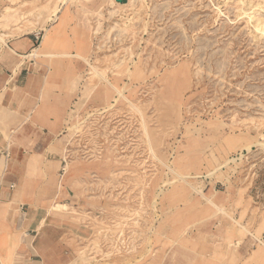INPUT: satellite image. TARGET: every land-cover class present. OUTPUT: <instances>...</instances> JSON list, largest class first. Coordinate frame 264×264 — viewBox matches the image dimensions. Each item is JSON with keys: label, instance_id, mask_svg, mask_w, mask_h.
I'll return each instance as SVG.
<instances>
[{"label": "rangeland", "instance_id": "374dc122", "mask_svg": "<svg viewBox=\"0 0 264 264\" xmlns=\"http://www.w3.org/2000/svg\"><path fill=\"white\" fill-rule=\"evenodd\" d=\"M47 26L69 264H264V0H0V44Z\"/></svg>", "mask_w": 264, "mask_h": 264}, {"label": "crops", "instance_id": "0c3cea01", "mask_svg": "<svg viewBox=\"0 0 264 264\" xmlns=\"http://www.w3.org/2000/svg\"><path fill=\"white\" fill-rule=\"evenodd\" d=\"M53 32L0 44V264H69L68 236L90 230L65 208L67 63Z\"/></svg>", "mask_w": 264, "mask_h": 264}, {"label": "bare ground", "instance_id": "6f19581e", "mask_svg": "<svg viewBox=\"0 0 264 264\" xmlns=\"http://www.w3.org/2000/svg\"><path fill=\"white\" fill-rule=\"evenodd\" d=\"M237 4H238V2H236ZM236 3H234V4H236ZM242 4V3H241ZM246 4V3H245ZM248 4V3H247ZM119 5H121V6H124V5H127L126 3H121V4H119ZM241 6V5H240ZM245 6V5H244ZM129 7V6H128ZM245 7H247V6H245ZM241 8V7H240ZM235 9H239V8H235ZM240 10V9H239ZM53 14L54 15H56V11H53ZM244 14V13H243ZM130 70V69H129ZM246 148V147H245Z\"/></svg>", "mask_w": 264, "mask_h": 264}, {"label": "water", "instance_id": "95a60500", "mask_svg": "<svg viewBox=\"0 0 264 264\" xmlns=\"http://www.w3.org/2000/svg\"><path fill=\"white\" fill-rule=\"evenodd\" d=\"M117 1H122V0H117Z\"/></svg>", "mask_w": 264, "mask_h": 264}]
</instances>
